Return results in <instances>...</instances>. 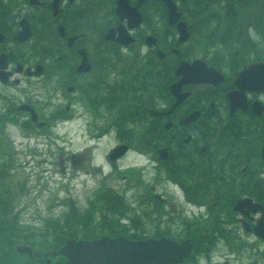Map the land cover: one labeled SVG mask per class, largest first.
<instances>
[{
	"label": "flooded vegetation",
	"instance_id": "af4514ba",
	"mask_svg": "<svg viewBox=\"0 0 264 264\" xmlns=\"http://www.w3.org/2000/svg\"><path fill=\"white\" fill-rule=\"evenodd\" d=\"M120 1L0 0V226L17 215L25 221L23 207L48 211L34 216L43 224V216L64 221L57 206L82 211L115 201L129 233L157 222L152 236L189 239L193 256L206 239L237 258L264 256V89L249 88L242 74L264 61V41L220 42L205 57L181 59L167 93H117L121 69L106 65L110 58L164 59L186 43L165 1L127 0L138 19L121 16ZM165 21L176 43L162 41ZM111 28L131 39L106 38ZM240 47L251 50L249 59L238 58ZM197 59L215 70L208 82H187L178 72ZM71 122L74 148L61 132ZM91 175L98 181L81 193Z\"/></svg>",
	"mask_w": 264,
	"mask_h": 264
},
{
	"label": "trees",
	"instance_id": "16d2710c",
	"mask_svg": "<svg viewBox=\"0 0 264 264\" xmlns=\"http://www.w3.org/2000/svg\"><path fill=\"white\" fill-rule=\"evenodd\" d=\"M180 9L189 23L191 37L179 53L172 54L168 50L164 59L151 57L145 61L138 57L115 55L107 61L106 65L109 67L121 69L120 76L115 81L116 90H120L117 93H133V90L134 93H139V90H144V93H167L169 83L173 79L174 65L178 61L196 55L205 57L211 48L218 51L220 47H216L220 42L255 41L250 35L253 30H248V27L256 30L264 40V0H181ZM161 10L166 15V7L162 1ZM171 31L172 27L165 21L161 31L163 42L168 40L169 44L176 43L174 37L169 39ZM253 48L259 51V47ZM247 50V47H240L238 58L249 59L251 50L246 52ZM131 59H138V62H132ZM127 74H130L129 78L125 77ZM145 101L147 102L148 98ZM111 204L114 205L86 211L72 208L64 214V221L61 217L47 219L43 227L38 229L25 225V221H21L18 215L16 222L2 223L0 264H66L61 255L48 256L51 258L48 262V257L30 258L26 254H19L15 251L17 243H27L44 253L58 249L71 237L95 238L102 234L115 236L126 233L128 237L135 238V233L128 234L125 225L119 223L117 215L121 207L119 209L118 202ZM41 229L46 231L41 232ZM31 232L33 236H36V233L39 236L29 239ZM206 243L209 247L212 244L209 239H206ZM196 261L192 256L186 258L184 264H197Z\"/></svg>",
	"mask_w": 264,
	"mask_h": 264
},
{
	"label": "water",
	"instance_id": "95a60500",
	"mask_svg": "<svg viewBox=\"0 0 264 264\" xmlns=\"http://www.w3.org/2000/svg\"><path fill=\"white\" fill-rule=\"evenodd\" d=\"M169 9V19L171 23L178 21L180 12H178L173 0H166ZM118 12L121 16L132 13V18L138 19V14L133 12L126 0H121L118 6ZM178 29L180 32V41L189 36L187 24L179 21ZM119 30V37L116 38V30L110 29L106 38L115 39L118 42L127 43L131 38L123 29ZM149 43L155 42L153 36L148 37ZM83 52V57H86ZM164 55L163 52H161ZM82 69H86L85 62ZM209 71H215L207 66L206 62L199 59L194 62H183L178 72L183 74V79L187 82H208L207 75ZM242 74L245 75V81L249 88L264 89V62H255L249 65ZM185 81H181L177 86H181ZM173 85L172 88H174ZM190 240L182 242L173 241L170 238L161 237L158 239L147 238L140 240H131L125 235L111 237L102 235L93 239H67L59 249L45 252L44 255H62L66 264H178L191 250ZM16 251L26 253L31 258L38 257L40 252L34 251L31 246L25 244L16 245Z\"/></svg>",
	"mask_w": 264,
	"mask_h": 264
},
{
	"label": "rangeland",
	"instance_id": "374dc122",
	"mask_svg": "<svg viewBox=\"0 0 264 264\" xmlns=\"http://www.w3.org/2000/svg\"><path fill=\"white\" fill-rule=\"evenodd\" d=\"M34 93H40V85L39 83L37 82H34V89L32 90ZM75 126H73V122L69 123L68 127L64 128V129H61V132L64 131V133L66 132H69V136H71L72 138V142L74 143L73 144V148L76 147L78 145L77 143V138H76V134H75ZM67 138V136H66ZM74 140V141H73ZM108 147V146H107ZM105 151V148H103V152ZM20 164L24 165V162L23 161H20L19 162ZM127 164H130L129 162ZM27 166V167H25ZM24 169H30V166L28 168V165H25ZM23 175V173L21 174ZM24 175H26V172L24 173ZM98 181V178H95V176H90L88 177V180L86 181V183H84L81 187V193H84L85 191V185L88 184V187H87V190H91L94 186H95V182ZM67 183V181H66ZM66 183H65V186H66ZM73 185L70 186L71 187V190H72V194L71 196L72 197H76V194L77 192H79V184H78V181L77 179L74 178L73 180ZM68 185V184H67ZM123 185V182H118L114 188L115 189H118L120 186ZM61 188V189H60ZM65 188H62L61 186L59 187V189L61 190L59 192L60 195L62 194H65ZM58 187H56L55 190H57ZM62 189L64 192H62ZM139 193V192H137ZM133 193H129V195H132ZM45 197H48L49 196V192H45L44 193ZM68 195V194H67ZM68 197V196H67ZM25 205H26V202H23ZM147 207H149L148 209L150 211H152L154 209V207H150V205L148 204ZM25 208L27 211V214L24 216V218L22 217V219H24L25 221H29V222H33L35 223L36 221H34V216H40L41 214H45L48 212L44 211V210H40V209H37V208H26V207H23ZM67 207L66 206H57L55 207V209L53 210L55 213H62L63 211H66ZM51 212V211H50ZM38 223V222H37ZM30 226H36V225H40V224H29ZM159 228L161 229H164L162 226H160ZM142 229V233H144V235H153L156 233L157 231V222L153 223V222H150V223H146L144 225V227H141ZM166 229V227H165ZM39 235L38 233H36V236H33V232H31V236L29 239H35L37 238ZM37 241H40V240H37ZM261 249H264V246H261ZM197 256L199 258H201L203 256V258L201 259V264H242V262L244 261H249L250 259L251 260H258L259 264H264V256L259 253L256 257H245V256H242V257H234V254H226L223 250H220L219 246H214L213 248L205 251V252H202V251H198L197 252Z\"/></svg>",
	"mask_w": 264,
	"mask_h": 264
}]
</instances>
